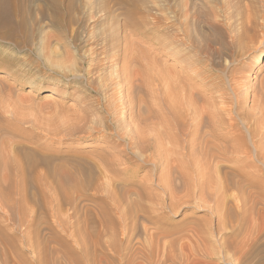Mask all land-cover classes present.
Returning a JSON list of instances; mask_svg holds the SVG:
<instances>
[{
    "label": "rangeland",
    "instance_id": "1",
    "mask_svg": "<svg viewBox=\"0 0 264 264\" xmlns=\"http://www.w3.org/2000/svg\"><path fill=\"white\" fill-rule=\"evenodd\" d=\"M259 2V0H16L21 9L17 19L23 22V28L21 27L15 34L11 32V27L0 28L1 33L10 32L12 36V38H3L0 35V162L5 164L0 163V167L5 166L3 169L0 168V181L4 182L5 180V183H2L0 195L1 197L6 196L8 190L15 188L17 194L13 195L12 199L18 200L19 207L23 210L22 214L27 219L33 216L35 221L30 224L24 221L18 229H15L11 223H4L5 230L0 232V264H36L43 260L45 264V259L49 264H85L82 255L84 248L81 249V247L85 246L86 226L82 220L87 215L86 206L91 210L88 213H93L89 214L90 216H95L96 210H98L101 218L107 215L106 220L108 221L106 222L104 216L102 221L106 222L108 226L103 222L99 226L94 225L96 228L91 226L93 228L90 232L94 238L91 236L90 238L92 241L93 239L94 241L98 240V242L96 240V246L92 244L91 239V243H89L92 249L93 246L97 248L95 250L94 247L95 254L93 253L91 256V259L97 260L93 264H209L210 262V264H237V262L231 261L230 252L221 255L219 247H215L216 237L210 236V229L216 223V219L206 207H198L193 204L182 205L173 212L168 209L163 211L157 209L156 212L154 207L150 211L154 214L151 215L149 211L147 214L159 217V223L139 219L137 222L139 229L133 232L131 220L128 219V224L125 221H120L119 225L117 216L114 215L116 218L110 216L114 212L110 213L108 210L107 199L100 200L101 202L96 201L97 203L94 204L93 202H84L83 195L88 193L96 195L94 189H98L97 195L105 198L106 195H109L108 190L112 189L110 196H113L117 191H114L113 184L125 180L118 172L122 166L129 169L128 178L134 175L133 179L136 182L139 180L142 181V184L146 182L144 191L153 192L156 197L164 198L163 191L157 187L154 178L145 179L149 172H154L150 164L139 169L135 167V159L131 160V163L126 162L125 164L123 151L127 150V143L125 140H118L119 134L116 133L115 128L118 126L117 129H120V126L125 124L122 122L126 118L127 123L122 126H129L134 132L138 130V122L135 117L137 111L133 104L142 100V107L147 104L145 106L147 108L146 117L149 114L146 120L149 127H144L142 132L151 137L154 133L162 134L164 131L162 124L165 122V120L163 122V118L166 119L164 109L168 88L165 78L170 76L171 82H175L178 77L189 74L187 63L189 64L190 60L194 59V53H196L195 49L193 50V43L194 46L198 45L203 48L208 45L217 47L219 43L227 41L230 29L234 32L240 31L239 25L249 11H257L256 20L261 23L259 18L262 14ZM210 41L211 44H209ZM213 43L215 44L212 45ZM263 47L262 49H264ZM139 51L145 53L141 54L143 55L141 59H139ZM253 54L242 59V63L246 64L244 71L248 70L247 73H244V76H247L245 77L247 82L244 83L246 86L248 85L247 89L250 88L243 96L245 102L243 103V112L245 114L253 109V100L257 97V93L264 89V59L262 63L253 64L256 53ZM228 56L230 58V54ZM229 58L223 54L213 55L208 69H211L210 71L215 74L220 73L221 68H227ZM111 59L116 61L112 64ZM122 69L124 73H121ZM145 69L147 73L144 72ZM164 69L169 70L172 76L175 75L173 77L169 73L168 75ZM185 71L187 73H184ZM181 74L183 75L181 76ZM119 75L123 78L118 77ZM140 78L147 81L146 84L140 83L142 81ZM113 80L119 83V85L115 83L119 86L118 89L116 85L113 87L111 84L114 83ZM131 82L134 86L130 84ZM128 85L132 86V89L131 87L127 89ZM106 89L107 91L111 90L107 92ZM52 91H55L57 95L49 101L45 97ZM108 93H111L112 96L120 94L115 98V108H117L114 110L113 105V111L107 103V100L111 98V94ZM103 101L106 103L102 104ZM88 106L90 109L87 108ZM103 106H107V109ZM119 107L123 112H119ZM84 108H86L85 111H83ZM86 110L91 111L86 112ZM107 110H110L111 113L108 111L110 114H107ZM116 110L120 115L115 118L114 111ZM131 110L136 114H133ZM122 113L124 118L121 116ZM95 114L96 116H93ZM111 119L119 120V122L113 120V123ZM117 123H121V125ZM105 124L109 129L102 128ZM96 128L102 129L105 133L96 134L95 130L93 132V129ZM263 130L264 123L261 132ZM80 131H84V133ZM115 143L118 147L115 146ZM163 144L170 152V154L167 152L169 159L174 161L171 166L186 172L185 169L190 160L188 154L191 157L195 156L193 161L196 162V167L194 169H198V178L208 179L211 177L214 180L219 176L218 179L222 186L228 187L227 195L230 199L240 197L247 202L253 199L251 202L255 201L254 207L249 210L251 212L250 224L254 227L256 225L258 229H264V185L261 187L264 170L261 164L255 161L253 163L255 167H252L249 164L252 160L250 156L247 158L243 155H233L237 157V160L233 159L228 162L215 159L205 163L206 158H203V155L207 151L213 154L227 148V145L222 143L212 142L207 146L199 143L195 144L197 148L191 145H185L184 148V145L179 143L170 145L166 141ZM171 161L169 160L170 164H172ZM122 162L123 164H121ZM103 163L106 166H103ZM112 163L114 166L116 165V168L111 167ZM97 165L100 167L99 169H96ZM220 165L239 170L242 172L241 174H248V176L252 173L257 181L262 179L260 183L249 185L244 183L241 177L234 176L237 175L235 173L230 174L227 177V179L229 178L228 182H226L223 181V175L218 170ZM103 167H106L107 171L102 170L103 174H100L99 170ZM208 168L211 170V174ZM114 169H118V171L114 172ZM134 170L136 173L133 172ZM107 172L108 175H104ZM115 175L118 177L116 178ZM105 176H109V182L112 183L107 182ZM88 178L92 179L91 185L93 183L96 185L92 186L93 190L86 193L84 183ZM143 178L146 181H143ZM223 183L228 185H223ZM106 184H112L108 187L109 189L107 188V192L105 191L107 186H104ZM117 193L119 192L117 191ZM117 193L114 194V197L117 196ZM133 199L135 200V196L127 200ZM32 200L33 202H30ZM53 200L57 202L60 200L58 203L62 206L57 209L53 208ZM250 201L247 203V207L248 205L250 207ZM146 202L144 201V203ZM149 203H146L148 208L151 207ZM54 204L56 203L54 202ZM53 214L66 223V232H61V227L52 218ZM5 216L7 215L0 211V220H3ZM127 217L125 216L126 219ZM82 224L84 226L81 227ZM109 224L111 225L109 226ZM120 227L122 228L120 229ZM254 227L255 231H251L252 234L257 230V227H255L256 229ZM13 232L18 238V242H12ZM94 232L96 233L94 234ZM101 232L102 234H100ZM59 233L61 239L57 236ZM114 238L117 242L113 240ZM99 239H103L101 243H99ZM208 247L209 249L215 247L214 251H219L218 255L205 256L204 252ZM96 253H98L97 256H95ZM40 257L45 259L41 258L39 261ZM257 258L264 261V233L263 235L261 233L259 241L256 243L253 262H256Z\"/></svg>",
    "mask_w": 264,
    "mask_h": 264
},
{
    "label": "bare ground",
    "instance_id": "2",
    "mask_svg": "<svg viewBox=\"0 0 264 264\" xmlns=\"http://www.w3.org/2000/svg\"><path fill=\"white\" fill-rule=\"evenodd\" d=\"M259 1H260L259 2L260 5H261L260 8H261V14H262L261 17L259 18V19H261V23L257 22L258 20H256V16H257L256 12L257 11L256 12L254 10L249 11V13L242 20L241 25H239L240 31L234 32L233 30L230 29V32L228 33L227 38H226L227 41L219 43V44L217 43L218 44L217 47L214 45L215 43H213L212 45H214V46L208 45V46H205L203 48L201 46L199 47L198 45L194 46V43L192 42L193 47H194L193 50L195 49L196 53H194V51L192 50V52L194 53V59H192V57L189 56V58L191 57V59H192V60H190L192 62V63L190 62L191 64L189 63L190 65L187 63L189 74L185 75L184 77H180V78L176 77L178 80L175 82L174 81L171 82L170 76H168V78L167 77L165 78V80L167 82V87H168L166 90L165 109H164V115H165L166 119L163 118V116L161 117L160 115H158L159 117L163 118V122L165 120L164 124H162V126L164 125V131H163L164 133L163 132H162V134L161 133H156V134L154 133L153 137H151L150 135L148 136V134L146 135V134H144V132H142V130H144V127L145 128L149 127L148 123H146L147 117H149L148 116L149 114L146 117V112H147L146 109L147 108L145 106H147V104L145 105V103H144L145 106L142 107L143 106L142 100H140V102L136 101L133 104L134 107L136 108V111H137V115L135 116L137 118V122H138V125H137L138 130L137 131H135V132L132 131V129H130L129 126H122V125H125L127 123L126 118H124L123 113H122L123 115L121 114V116L125 120H123L122 123L125 122V124L121 125V123L120 124L117 123V124L122 126V127L120 126V129H117L118 126L115 128V125H114L115 130H117L116 133L119 134V139L118 138L117 139L120 141L125 140L127 143V150L126 151L124 150L125 152L123 151V154H125L124 160H123V161H125V164H126V162L131 163V160H134V159H135L134 160L135 163L134 162H132V163L135 164L136 169L137 168L138 169L143 168V167L147 166L148 164H150V166H152V168L154 170V172H153L154 174L149 172L148 175L145 174L146 178L145 177L144 178L145 179L154 178V181H156V183H157V187L163 191L162 193L164 194V198H161L159 196H158L159 198L156 197L155 196L156 194L153 192L148 193V192L144 191V189H145L144 184L146 182L144 184H142V181H140V180H139V182H141V183L136 182L135 179H133L134 175L132 177L128 178L127 173L129 172V169L123 168L120 165L121 167L120 166L119 167L121 169L119 171H118V169H114V172L118 171L119 174H121L125 178V180L124 181L120 180L122 183L121 182L119 183L118 181H117L118 182L117 183L115 180L116 183H114L113 186H112V184L111 185H107V184L104 185L105 187L107 186L106 190H105L106 192H107V188L109 186L114 187L115 190L114 189L113 190L114 191L117 190L119 192V193H117V191L114 192V194L117 193L116 195L118 197L117 196L114 197V194H113V196H110V192L112 189L110 191L108 190L109 195H106V197H105V193H104L105 198L101 197L100 195L98 196L97 194H98L99 190L94 189L97 194L96 195L95 194L89 195V193H88V194L83 195L84 202L85 201L86 202H93L95 204L100 200L104 201L107 199L108 202L105 201V203L107 202L109 204L108 206L110 208L107 206L108 210H110V213L114 212V214H112L110 216L116 215L117 218L115 216H114V218L117 219L118 224L120 223V221L127 222L128 219L131 220L132 223H134V224H132L130 222V224L133 225V227H132L133 232H136L139 229L137 226V222L139 219L144 220V221L148 220V221H153L155 223H159V219H160L159 217L151 216L154 213L152 214L150 211L153 210L154 207H155L156 212H157V209H159L160 211L168 209L170 212H173V211L177 210L182 205H190V204H193L194 206L196 205L198 207H206L211 212L212 216H214V219H216V223H214L212 229H210L211 230L210 236L211 237L213 236L214 238L216 237V241H214L216 243L215 247L218 246L220 249L219 250L220 252L214 251L215 247H214V249H212V248L209 249V247H208V249L207 248H206V250L204 249L205 250V252H204L205 256H210L211 254L212 255L213 254L218 255V252L221 255H223V254L226 255L230 252L229 254H231V256H229V257L232 259L231 261H235V263L237 262V264H264V261L260 260V259L258 260V258H257L256 262H253L256 243H257V241H259L261 233H262V235L264 233V229H260V228L258 229V227L256 225H255V227H257L256 232L254 234L251 233V231L253 232V230H254L253 229L254 226L252 224H250L251 223V221H250L251 220L250 219V213L251 212H249V210L251 209V207H254L255 201L251 202L253 199H251V201L249 200L251 202V205H250V207H249V205L247 207V203L249 202V201L247 202V200H243L240 197H235L233 199H230L229 196L227 195L228 187L222 186V183L218 179L219 176L216 177L214 180L211 177H209L208 179H204V177H203V179H202V177L198 178V174H199L198 169H196V168L194 169V167H196V164H195L196 162L193 161L195 156L191 157L188 154V157H190V160H189V164L187 165V167L185 169V171L187 170L186 171L187 173L182 172L181 169H178L177 164H176L177 168L171 166V165H173L174 161H171V159H169V157L167 155L168 151L166 150V146L163 144L164 141H166V143H168L170 145L179 143V144L184 145V148H185V145H188V146L191 145V146H194L197 148V146H195V144H199V143H200V145L204 144L205 146L212 144V142H216V143H220V144L222 143L223 145L224 144L227 145V148L226 149L223 148V151L221 149V152H219L220 151L219 150L218 153H213V154L211 152L207 151L203 155V158H206L204 160L205 163H207L208 161H214L215 159L219 160V161H227L228 162V161L233 160V159L237 160V157L236 156L234 157L233 155H243L244 157H247V158H249V156H250V158L252 159L249 163L250 166L255 167V166H253V163H255V161H256L262 165V168L264 170V130H263V132H261L262 128H263V123H264V89L261 92L258 91L259 93H257L258 95L254 100H253V98L251 99V101L253 100L252 104L254 103L253 109H251L246 114L243 112V103H245L243 101V96H244V93L245 92L247 93V90L250 88L247 89L248 85L246 86L244 83V82H247V81H245L246 80L245 77H247V76H244L245 75L244 73L245 72L247 73L248 70L244 71L246 69L245 68L246 64L244 62L242 63V59L250 56L251 54L254 55L253 53H256V55L254 57V63L253 64L262 63L263 59H264V49H262V47L264 46V0H259ZM20 10L21 9H20L19 5L16 3V0H0V28L1 27H11V32H13L14 34L17 33L21 29V27L23 28V25H24L23 22H20L17 19ZM214 27H216V26H214ZM226 30H228V29H226ZM226 30H224V31H226ZM0 35L3 36V38H12L10 32H6V33L0 32ZM215 39H217V38H215ZM221 39H222V37H221ZM111 41H113V40H111ZM169 43H167V45ZM209 44H211V41L209 42ZM167 48H168V46H167ZM140 51H139V54H140L139 59H141V56H143L145 54L143 51L142 52L144 54L141 53ZM169 52H173V51H169ZM141 54H143V55H141ZM221 54L225 55L226 58H229L228 54H230V58H229V61L227 64L228 66L226 65L227 68H225V69L221 68L222 71H220V73H218V74H215L214 72L210 71L211 69L210 70L208 69L209 64L211 62V58L213 57V55H221ZM189 55H190V53H189ZM103 56L105 57V55H103ZM185 57H187V56H185ZM107 59H109V58H107ZM115 61L113 59L112 64ZM187 61L189 62V60H187ZM103 62H104V60L102 61V63ZM109 63L111 64V62H109ZM246 63H247V61H246ZM96 64H98V63H96ZM146 66H144V67H146ZM142 70H140V71L142 72ZM164 70H166L167 74L169 73V70L168 71H167V69H164ZM186 70H187V68H186ZM90 71H91V69H90ZM115 71H117V70H115ZM122 71H123V69H122ZM146 71L147 70L145 69L144 72H146ZM113 72H112V74H113ZM144 72H142V73H144ZM109 73H111V72H109ZM121 73H124V71ZM142 73H141V75H142ZM184 73H187V72L185 71ZM118 74H119V72H118ZM125 74H126V71H125ZM163 74H166V73H163ZM169 74H171V73H169ZM182 75L183 74H181V76ZM171 76H172V74H171ZM118 77H120V75ZM124 77H125V75H124ZM127 77H128V75H127ZM120 78H123V77H120ZM143 78H145V77H143ZM118 80H120V79H118ZM130 80L132 81V79H130ZM124 81H126V80H124ZM142 81H144V82H142ZM142 81L140 82V80H139V82L142 84L143 83L146 84V82H147V81L145 82V80H142ZM110 82H108V83H110ZM112 82H114V80ZM115 83L117 84L118 82L111 83L113 85V87H114V85H116ZM130 84L132 86H134V84H132V82ZM118 85H119V83H118ZM109 86H110V84H109ZM132 86H130L131 89H132ZM107 87H108V85H107ZM118 87L119 86H117L116 88L118 89ZM130 87L128 85V87H126V88L128 89ZM138 87H139V85H138ZM109 90H111V89H109ZM123 90H121V91H123ZM255 90H257V89H255ZM106 91H107V89H106ZM133 92H134V89H133ZM59 93H60V90H59ZM111 93H108V94H111ZM55 95H57V93L55 91H52V92L47 93L45 98L50 101V100L54 99ZM119 95L120 94H118V96ZM118 96H116V94H115V96H112V94H111L110 100H107L109 108L111 107L112 111H113V105H114V110L117 108V107L115 108V105H116L115 98ZM107 98L109 99V97H107ZM104 100H105V98H104ZM104 102L106 103V101H103L102 104H104ZM119 105L121 106L122 104H119ZM154 106H152V107H154ZM89 107L90 106H88L87 108H89ZM104 108L107 109V106ZM120 108L121 107H119V109ZM85 109L86 108H84L83 111H85ZM110 110L106 111L107 114L110 112ZM117 110L114 111L115 112V114H114L115 118L120 115V114H117L118 113ZM90 111L91 110H88V111L86 110V112H90ZM120 111L123 112L121 109L119 110V112ZM150 112H153V111H150ZM245 112H246V109H245ZM91 113H89V114H91ZM132 113H133V111H132ZM126 114H125V116H126ZM133 114H136V112ZM93 116H96V114ZM131 116H132V114H131ZM113 120H112V122H113ZM131 120H132V118H131ZM114 121L119 122V120H116V119ZM104 122H106V121H104ZM160 123H162V122L160 121ZM102 128L105 130L107 128L109 129V127H107L106 124ZM94 130H95L96 134H99L100 132H102V133L104 132V131H102V129L99 130L96 128V129H93V132H94ZM111 130H113V129H111ZM151 130L153 131V128H151ZM151 130H149V131L151 132ZM77 132H76V134H77ZM80 132L84 133V131H80ZM106 134H107V131H106ZM84 135H86V134H84ZM61 136H60V138H61ZM116 145L117 144L115 143V146ZM248 145H250V146H248ZM167 146L169 147V145H167ZM116 147H118V146H116ZM119 149L121 151V148H119ZM167 149H169V148H167ZM185 150H184V152H185ZM168 153L170 154V152H168ZM174 153H175V151H174ZM249 154H251V155H249ZM112 157H114V156H112ZM99 159H101V158H99ZM109 160H110V158H109ZM169 160L172 162V164L169 163ZM183 160H184V158H183ZM100 164H101V162H100ZM110 164H111V162H110ZM110 164H109V166H110ZM112 164L113 165H111V167L116 166V165L114 166V163H112ZM117 164H119V163H117ZM121 164H123V162ZM4 165L1 166L0 168H2V169H3V167L5 168ZM103 166H106V165L103 163ZM97 167H98V165H97ZM213 167L215 168L216 166H213ZM99 168L100 167H98L96 169H99ZM101 168H102V166H101ZM210 168H212V167H210ZM106 169H107L106 167H103V169L99 170L100 174H103V173H101V171L102 170L105 171ZM133 169H135V168L133 167ZM218 170L223 175V177H222L223 181H226V182H228V179H229V178L227 179V177L230 176V174H235V173L237 175H234V176L241 177L243 182L246 184H249V185H255L258 182L260 183V181L262 179L261 178V179H259L260 181H257L256 177H253L254 175H252V173H251L252 176L251 175L248 176V174L247 175L241 174L242 172H240L239 170H236V169L233 170V169H231L225 165L218 166ZM65 171H66V169H65ZM135 171L136 170H134L133 172H135ZM213 171H214V169H213ZM209 172L211 174L210 169H209ZM215 172H217V171H215ZM252 172H254V169ZM91 173L93 174V172H91ZM109 173L111 174V172H109ZM112 173H113V171H112ZM212 173H214V172H212ZM249 173H250V171H249ZM119 174L117 173V175H119ZM132 174H134V173H132ZM104 175L107 176L108 172ZM106 176H105V178L107 179V182H109V180H110V179H108L109 176L108 177H106ZM74 177H75V175H74ZM88 177H89V175H88ZM117 177L118 176H116V178ZM123 177L121 179H123ZM105 178H103V179H105ZM144 178H143V181L145 180ZM8 180H9V178H8ZM77 180L78 179L76 178V182H77ZM111 180H112V178H111ZM91 181H92V179L90 180L88 178L84 183V190L86 191V193H87V191L93 190L92 186L96 185L94 183L91 185V183H92ZM263 181H264V179H262V183H264ZM2 183L4 184L5 180H4V182L0 181V189L3 187ZM109 183H112V182H109ZM262 183H261V187H263L262 185H264ZM223 185H228V184L223 183ZM258 187H260V186H258ZM8 191L9 192L6 196L1 197V195H0V211L7 215V216H5V218L3 220H0V232H3L5 230L4 229V223H7V222L11 223L15 227V229H18V227L24 221L27 224L33 223L35 221V219H33V216L30 219H27L24 216V214H22L23 210H21L22 208L19 207L18 200L12 199V196L17 194V192L15 191V188L13 190L10 189ZM101 195H103L102 192H101ZM10 196H11V198H10ZM132 196H135V200L134 199L133 200H127L130 198L132 199ZM144 201L145 202L147 201L146 202L147 204L150 202L149 204H151V207L148 208V205L146 203H144ZM165 201H168V203H165ZM30 202H33V200ZM52 202H53V208L57 209V208H59V206H62L56 200L55 201L53 200ZM54 202L56 204H54ZM106 208H104V209H106ZM56 209H53V210L55 211ZM100 209H102V208H100ZM144 209H145V211H144ZM88 211L90 212L91 210L88 209L86 206L87 215L85 216L84 220H82V221H84L83 224L86 226L85 227V229H86V231H85V244H84L85 246L82 244V246H84V247H81V246L80 247H81V249L84 248L82 250L83 252L81 251V249H79V251H81L82 255L84 256V263L85 264H93V263L97 262V260L91 259V256H93L92 254L95 252L93 249L96 246L95 243H96L97 239H95V241L93 239V241H92L90 236L92 238H94V237L91 235L90 230H91V228L94 227V225L99 226L102 224L101 222H103V224L104 223L107 224L106 222H108V221L106 220L107 215L105 216L104 214L103 215L105 216L106 222L102 221V218L104 216L102 215L103 217L101 218V215L97 212L98 210H96L95 216H90L93 213L90 214V213H88ZM148 211L151 213V215H150V213L147 214ZM108 212H106V213H108ZM101 213H103V212H101ZM110 213H108V214H110ZM139 214H142V215H139ZM125 216H128L127 219L125 218ZM52 218L55 219V223H58L59 226L61 227V229H62L61 232L67 231L66 223L64 221H62L61 218L59 219L54 214L52 215ZM110 218H112V217H110ZM108 220H110V219H108ZM114 223H116V221H114ZM128 223L129 222H127V224ZM83 224L81 225V227L84 226ZM139 224H140V222H139ZM92 225H93V227H91ZM110 225L111 224H109V226ZM250 225H252L253 227ZM107 226H108V224H107ZM94 228H96V227H94ZM112 228H109V230L110 229L112 230ZM121 228L122 227H120V229ZM79 229H81V228H79ZM115 229H114V231H115ZM129 231H130V229H129ZM102 232L100 234H102ZM95 233L96 232H94V234ZM2 235L4 236V234H2ZM15 235L16 234L13 232L12 233V242H18V238L15 237ZM57 236L61 239L60 233ZM114 237H115V235H114ZM90 239L92 241V244L95 245V246L92 245L93 249L90 246L91 244H89V243H91ZM107 239H109V238H107ZM56 240L58 241L59 239H56ZM102 240H100L99 243H101ZM113 240H115V238ZM115 241L117 242V240H115ZM97 242H98V240H97ZM99 243H98V245H99ZM114 244H116V243H114ZM60 246H62V245H60ZM100 246H101V244H100ZM206 246H209V245H206ZM91 249L93 252L91 251ZM96 249L97 248L95 247V250ZM99 249H100V247H99ZM109 250H111V249H109ZM81 252H80V254H81ZM96 252H98V251H96ZM226 252H228V253H226ZM256 253H258V252H256ZM97 254L98 253H96L95 256H97ZM220 254H219V256H221ZM45 256H47V255H45ZM77 257H79V256H77ZM223 257H225V256H223ZM41 258L42 257H40L39 261H41ZM205 258L207 259V257H205ZM43 259H45V258H42V260ZM67 259H68V257H67ZM95 259H96V257H95ZM225 259H226V257H225ZM36 261H37V259H36ZM43 261H41V263H43ZM77 261H78V259H77ZM45 262H46L45 264H49V263H47L46 259H45ZM37 263H39V262H36V264ZM41 263H39V264H41Z\"/></svg>",
    "mask_w": 264,
    "mask_h": 264
}]
</instances>
